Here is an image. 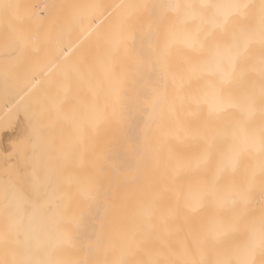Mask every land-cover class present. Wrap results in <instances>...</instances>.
Here are the masks:
<instances>
[{
	"label": "bare ground",
	"instance_id": "obj_1",
	"mask_svg": "<svg viewBox=\"0 0 264 264\" xmlns=\"http://www.w3.org/2000/svg\"><path fill=\"white\" fill-rule=\"evenodd\" d=\"M11 2L21 7L7 16L0 13V259L52 264L214 261L217 253L203 244L216 220L214 201L207 213L200 211L198 196L206 178L192 171L198 153L190 150L197 143L194 137L204 134L207 118L197 101L209 97L213 82L206 53L189 46L197 22L169 9L149 16L130 7L168 0ZM259 57L257 44L248 64L256 70L252 83L257 94ZM14 61L36 65L17 67L16 73ZM39 72L44 75L29 76ZM73 80L77 93L71 92ZM72 102L79 106L78 114L71 112L80 124L72 122L76 131L71 127L70 132L84 149L82 199L71 212L62 168L39 189L24 193L18 186L19 163L9 164L4 154L30 161L16 141H30L32 122L50 140L59 122L72 116ZM215 120L220 152L236 157L222 183L239 188L250 182L258 192L259 105L250 120L238 108L218 113ZM214 171L213 166L208 176ZM246 211L252 215L240 220ZM261 212L258 196L248 206L242 201L233 206L227 227L234 246L248 242L249 225L258 226Z\"/></svg>",
	"mask_w": 264,
	"mask_h": 264
},
{
	"label": "snow or ice",
	"instance_id": "obj_2",
	"mask_svg": "<svg viewBox=\"0 0 264 264\" xmlns=\"http://www.w3.org/2000/svg\"><path fill=\"white\" fill-rule=\"evenodd\" d=\"M20 7L11 0H0V13L5 16ZM130 7L143 10L149 16L159 15L162 10L169 9L177 13L182 12L187 19L197 22L195 30L188 36L189 46H197L206 53L213 82L209 97L202 102L197 101L198 107L206 110L207 118L202 125L204 134H197L194 137L197 143L190 150L198 153L192 171L206 178L202 181L198 196L200 211L207 213L210 208L209 201L212 200L216 213L214 226L208 231L203 244L205 248L211 246L217 253L214 261L205 258L198 262L146 260L135 264H264V0H259L258 3L252 0H189L184 3L180 0H168L167 3L141 2ZM14 43L15 41H11L7 46L11 47ZM257 44L260 50L258 94L252 83V75L256 70L248 69ZM257 105L261 119L262 158L259 172L261 183L259 191L255 192L250 182L242 184L239 188L222 183L227 170L235 166L236 157H225L220 152L222 140L218 133H213V129L216 128L215 117L218 113L238 108L241 112L247 113L250 120ZM200 127L201 125H197L198 129ZM39 137L40 130L34 127L30 137L33 149ZM29 159L35 162V152ZM213 166L215 171L209 177L208 173ZM254 178L255 172L252 173L253 181ZM8 193L9 186H5L4 195L7 197ZM257 196L262 205L258 226L256 223L249 225L248 242L242 247L234 246L232 243L234 234L227 227L232 219L230 213L233 206L237 201H242L248 206ZM249 215L252 213L246 211L239 219L246 220ZM2 239L8 243L7 234ZM0 264H52V262L0 259ZM117 264L130 262L120 260Z\"/></svg>",
	"mask_w": 264,
	"mask_h": 264
},
{
	"label": "rangeland",
	"instance_id": "obj_3",
	"mask_svg": "<svg viewBox=\"0 0 264 264\" xmlns=\"http://www.w3.org/2000/svg\"><path fill=\"white\" fill-rule=\"evenodd\" d=\"M44 59L45 58H42L41 61H44ZM16 60L17 59H15V61ZM15 61H14V63H15ZM19 62H21V60ZM23 62L24 61H22V63H19L21 65L20 67H19V64H17V63H15V64H17L16 66L14 64V67H13V64H11V65L8 64V66H9V68H11V66H12L13 69L17 68V67L21 68L22 66H24ZM26 62H28V61H25L24 63H26ZM28 65H31V66H28ZM35 65L32 62L27 63V64H25L24 68L25 67L26 68H29V67L34 68ZM5 67H6V65H5ZM6 68H8V67H6ZM18 68H17L16 73H18V71H19ZM13 69H11V71ZM15 70L16 69H14L13 71L15 72ZM32 75H34L35 77L36 76L38 77V76H42L44 74H42V72H39L37 74L31 73L29 76H32ZM75 81L72 83H75ZM75 84H73V86L71 88L72 93H73V90H75V89L76 90L74 91V93H77L79 91L78 90L79 87L76 88L77 84L76 85ZM46 95H48V94H45V96ZM47 97H49V96H47ZM28 100H29L30 104L33 103L32 99L30 100L28 98V99H26V102ZM29 102H27V104H29ZM74 104L75 103H73V102H72V105L70 104V108L72 107L73 109L71 108L69 111V114H68L70 116L72 115L71 117H72L73 121L70 120L71 117L69 116L70 119H68V117H67V120H66L67 122L65 121L63 123L61 121L62 124H61V122H59V124H58L59 131L56 132V130H55V132L51 136L50 140H48V137H46L48 133H47V131H45L44 134L40 135L38 141L36 142V146L34 149H33L31 140L29 142H24L21 140L16 141V142H19L18 148H19V151H21V153L25 154L24 157L30 158V157H32L33 152H35V162L23 161L24 158L20 159V161H19V160H16L15 157L11 156L10 154H4V158H6L7 161H10L9 164L15 165V164L19 163L18 165H19V169H20V184L18 183L19 184L18 186L21 189V191H23L24 193L26 192L25 189L31 190L33 192L36 189H39V187L42 185V182L45 179L51 178L52 176L56 175L57 173H59L58 168H62L63 189H64L63 191L65 194V200L68 202V209L71 212H72V208H74L75 205H79V203L81 202V199H82V194H81L80 190L82 188V172H83L82 166H83V149H84V142H79L80 140L77 137H75L76 135L73 134V132H72L76 129L73 127L72 122H73V124L75 123L74 124L75 127H77L76 125H78L77 123H79V120L77 119L78 116L77 115L75 116V113L71 112L72 110L75 112L77 111L76 114H78L79 106L76 104L75 105L76 107H73ZM29 105H28V107H29V111H30L31 107ZM32 106H33V104H32ZM74 108H77V109H74ZM73 116L76 117V119H77L76 121H74ZM4 118H5V116H4ZM68 120H70L71 123ZM32 125H34L36 127V124L33 122H32ZM71 127H72V131L70 132ZM60 131H62V132H60ZM66 132L69 133V135ZM70 133L73 134L74 138H71L72 135H70ZM71 139H73V140L76 139V140L73 141ZM65 140L68 142H65ZM77 140H79V141L77 142ZM52 145L54 146V151L57 152L56 153V160H57V158H60L59 161H56L52 155V152H53ZM59 156H61V157H59ZM28 160H30V159H28ZM34 172H36V173L38 172L39 175H34L33 174ZM65 183H66V185H65ZM47 203H49L48 200L46 201V204ZM80 219H81V215H80Z\"/></svg>",
	"mask_w": 264,
	"mask_h": 264
}]
</instances>
